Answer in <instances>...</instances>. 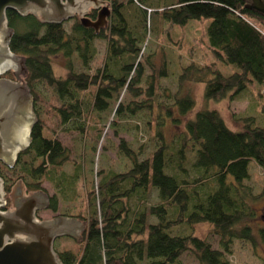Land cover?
<instances>
[{
	"label": "trees",
	"instance_id": "obj_1",
	"mask_svg": "<svg viewBox=\"0 0 264 264\" xmlns=\"http://www.w3.org/2000/svg\"><path fill=\"white\" fill-rule=\"evenodd\" d=\"M103 1L111 12L107 26L98 34L76 18L68 31L65 24L69 21L42 24L31 15L6 12L8 25L14 30L9 49L25 57V81L37 119L30 132L31 143L17 155L13 167L0 163L7 206V194L15 180H21L27 191L43 189L45 181L53 183L57 188L50 197L53 212L58 199L72 202L77 196L79 162L87 147L92 150L103 140L101 114L108 111L114 96L127 95L129 103L114 108L116 119L108 126L112 130L116 127V132L124 118L157 112L152 119L156 130L150 156L138 161L139 153L123 138L118 141L128 170L104 176L102 169L92 173L87 206L74 214L87 218V227L81 241L75 243L76 249L55 250L59 260L62 264H180V256L190 252L199 264H233L226 258L233 241L254 243L248 221L255 215L253 205L263 195L264 186L254 192L246 182L256 168V177L264 185V124L254 114L237 116L233 119L240 128L233 130L217 110L202 108L190 114L196 106L190 94L174 97L170 106L160 103L153 108L156 81L166 70H157L154 75L153 68L142 89L143 68L152 64L149 56L141 62V46L147 31L159 36L163 33L161 23L185 30L190 21L209 19L206 48L210 53L205 55L208 59L212 55L213 60L181 66L178 84L202 83L205 101L233 100L247 90L260 96L264 92V15L252 10L249 0ZM87 15L94 19L96 13L90 10ZM172 35L166 38L174 41ZM94 39L106 43L98 61ZM56 56L67 59V72L62 77L53 73L51 61ZM73 57L83 71L73 69ZM227 66L235 69L225 74ZM4 76L12 79L11 72ZM90 88L94 92L85 100L86 106L83 94ZM257 102L256 106L264 104L262 99ZM161 109L177 128L170 138L162 132L166 117ZM174 110L177 115H173ZM51 116L59 128L82 138L73 174L63 170L67 149L48 126ZM152 194L156 198L146 206ZM150 217L155 221L149 222ZM201 223L218 236L217 248L195 234L194 226ZM257 235L264 243V228L258 229Z\"/></svg>",
	"mask_w": 264,
	"mask_h": 264
},
{
	"label": "rangeland",
	"instance_id": "obj_2",
	"mask_svg": "<svg viewBox=\"0 0 264 264\" xmlns=\"http://www.w3.org/2000/svg\"><path fill=\"white\" fill-rule=\"evenodd\" d=\"M109 9L111 12L110 5ZM90 10L93 9H88L87 14ZM94 19L91 20L93 21ZM68 21L69 22L65 24V28L69 31L68 25L72 23V19ZM209 21V19L204 18H202L201 20L190 21L188 23L189 25L185 27V30L177 26H175L174 29L166 23H161V29L163 33H161L160 36L156 33L150 34L149 31H147V36L146 38H144L145 41L141 46L142 51L144 52L143 59L141 60V62H145V57L149 56L148 60L152 64V66H144L142 76L143 80L140 83V87L142 89L146 87V80L148 82L150 81V76L153 75V68L155 69L154 75L157 73V70L159 71L165 68L166 75L159 74L158 79L156 81L154 96L155 100L153 108L157 107V105L160 103L166 106H170L171 101H173L174 97L176 98L185 94H190L191 96H193L196 102V106L190 114H193L196 110L202 108L217 110L227 127L233 130H237L240 128V124L234 121L233 119L237 116L254 114L258 117L260 123L264 124V117L258 116L259 114H264L262 113L264 104H262L261 106H256V104H258V99L264 100V97H260L262 94L264 95V92H260L261 95L257 96L256 91L252 93L251 91L247 90L246 92L241 93L236 99H225L218 102H214L205 101L203 97L204 88L202 83H188L183 85L178 84L177 75L181 70V66L187 65L191 61L196 64H202L213 60L211 54V56H209V59L205 55L208 51V49L206 48V27ZM182 31L184 32L182 33ZM169 35H172L173 39H176H174V41L170 40L171 37L167 39L166 37H168ZM157 37L160 38L158 39ZM177 38H180L181 40H177ZM93 46L97 51L96 60L98 61L100 55L102 56L105 53L106 43L104 40L94 39ZM66 61L67 59H65L63 56H56L52 58V69L56 77H62L66 74ZM71 61L74 70H84L78 64L77 59L75 57H73ZM232 69L235 68H233L232 66H227L224 69V73L228 74L232 71ZM43 92L48 93L49 91L43 89ZM93 92L94 88H90L88 92L83 94L86 97L84 98V103L86 106H88V104L85 100H88V98H90ZM254 96L257 97L254 98ZM125 102H128L127 95L123 96L121 94V96L119 97L114 96V98H112L109 102L108 111L101 114L102 122L99 125L101 127L105 125L103 131V140L97 145V147H93L92 150L87 147L88 152L86 156L83 157L82 160L79 162V167L77 169L78 180L76 183L77 196L75 197V199L69 203L58 199L57 211L53 212L50 209L38 211L37 217L39 219H51L57 214H68L65 216H74V214L78 213V210H84L87 206L86 190L92 178V173L95 174L98 169H102V176L109 174L110 172H126L128 170L129 163L118 150V141L120 139L123 138L128 143L131 149L139 153L138 161L150 156L149 153L152 151L153 146L152 135L153 131L156 130V126H154L153 120L155 119L154 116L157 112H153V115H149L148 113H140L136 114L134 118H124L123 121L121 120L120 128L118 126V130L116 132V127H114V130H112L111 127L108 126L111 120L115 121L116 119L114 116V108H116V106H118L120 103L126 105ZM160 113L162 114V117H166V121H164L161 126L162 132L167 136V138H170V136H172L174 132L177 131V128H175V125L170 123L172 121L170 117H167V115L164 113L163 109L160 110ZM174 114L177 115L175 113V110L173 115ZM49 121V128L54 132L55 137H57L67 149L68 160L64 163L63 170L68 174H73L76 171V169L74 168V164L78 160H80L79 158L81 153L79 146L81 145L82 138L79 134L75 132L64 130L63 127L59 128L55 116H51L49 118ZM177 127L181 130V123L177 124ZM161 128H159V130H161ZM257 173V169L253 168L252 175L246 182L249 184V186L254 192L262 190L264 186L262 184V181H259L257 179ZM93 180L96 181V177H94ZM17 181L21 180H15L14 183H16ZM42 187L43 190L50 197H52L57 192V188H55L53 183L49 181L43 182ZM28 192L32 191L26 190V193ZM155 198V195L152 194L148 198L146 206L152 204ZM253 206L255 208V215L253 219L248 222L251 226L254 243L234 240L232 243L231 254L226 255V258L233 264H264V243L260 241L259 237H257L258 229L264 228V193L259 198L258 202L255 203V205ZM87 220V218H83V221H86V223ZM154 221L155 219L153 217L149 218V222ZM208 230L209 226L207 224L201 223L194 226V232L197 236H199L200 238H205L210 243L212 248H217L218 236L210 234ZM77 242L80 241L68 237H61L53 242V249L54 251L63 250L67 248L76 249L77 245L75 243ZM179 263L199 264L190 252L183 253L179 258Z\"/></svg>",
	"mask_w": 264,
	"mask_h": 264
},
{
	"label": "water",
	"instance_id": "obj_3",
	"mask_svg": "<svg viewBox=\"0 0 264 264\" xmlns=\"http://www.w3.org/2000/svg\"><path fill=\"white\" fill-rule=\"evenodd\" d=\"M250 8L264 15L261 0H249ZM88 9L96 11L92 21ZM31 15L42 24H61L74 16L95 34L107 26L109 4L103 0H0V163L12 168L17 155L31 143L30 132L37 119L26 84L25 57L14 54L9 42L14 34L6 12ZM11 72L13 79L4 77ZM3 189L0 177V264H62L53 249L61 237L81 241L86 221L75 216L55 215L39 219L37 212L49 209L50 196L43 190L26 193L21 181Z\"/></svg>",
	"mask_w": 264,
	"mask_h": 264
},
{
	"label": "flooded vegetation",
	"instance_id": "obj_4",
	"mask_svg": "<svg viewBox=\"0 0 264 264\" xmlns=\"http://www.w3.org/2000/svg\"><path fill=\"white\" fill-rule=\"evenodd\" d=\"M75 18L78 20V18H77L76 16H74V17L72 18V20H74ZM4 77H5V76H4ZM80 219L83 220V218H80ZM86 227H87V226H86Z\"/></svg>",
	"mask_w": 264,
	"mask_h": 264
}]
</instances>
